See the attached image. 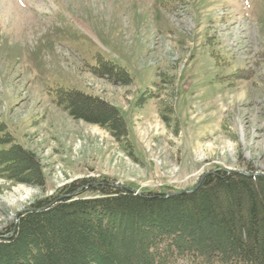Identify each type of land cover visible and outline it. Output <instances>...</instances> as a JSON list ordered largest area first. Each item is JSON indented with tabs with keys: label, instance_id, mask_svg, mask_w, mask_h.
<instances>
[{
	"label": "rangeland",
	"instance_id": "374dc122",
	"mask_svg": "<svg viewBox=\"0 0 264 264\" xmlns=\"http://www.w3.org/2000/svg\"><path fill=\"white\" fill-rule=\"evenodd\" d=\"M78 91L126 134L57 101ZM219 169L264 173V0H0V233L77 179L172 193Z\"/></svg>",
	"mask_w": 264,
	"mask_h": 264
},
{
	"label": "trees",
	"instance_id": "16d2710c",
	"mask_svg": "<svg viewBox=\"0 0 264 264\" xmlns=\"http://www.w3.org/2000/svg\"><path fill=\"white\" fill-rule=\"evenodd\" d=\"M96 68L112 79L117 71L107 60ZM66 94L57 101L74 116L126 134L116 107ZM19 155L18 174L34 169ZM170 193L77 179L22 212L14 233H0V264H264V173L219 169L194 192Z\"/></svg>",
	"mask_w": 264,
	"mask_h": 264
},
{
	"label": "water",
	"instance_id": "95a60500",
	"mask_svg": "<svg viewBox=\"0 0 264 264\" xmlns=\"http://www.w3.org/2000/svg\"><path fill=\"white\" fill-rule=\"evenodd\" d=\"M118 186H125L123 183H117ZM199 185V184H198ZM198 185L195 186L193 189H190V190H181V191H177V192H173V193H170L169 195H173V194H177V193H181V192H194L196 190V188H198ZM19 216V214H17V217Z\"/></svg>",
	"mask_w": 264,
	"mask_h": 264
},
{
	"label": "bare ground",
	"instance_id": "6f19581e",
	"mask_svg": "<svg viewBox=\"0 0 264 264\" xmlns=\"http://www.w3.org/2000/svg\"><path fill=\"white\" fill-rule=\"evenodd\" d=\"M116 185H117V183H116Z\"/></svg>",
	"mask_w": 264,
	"mask_h": 264
}]
</instances>
